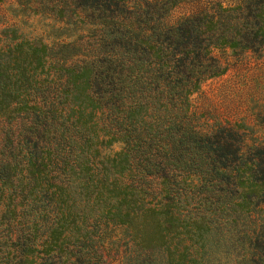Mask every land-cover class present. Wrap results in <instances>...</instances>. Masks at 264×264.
Segmentation results:
<instances>
[{
  "label": "trees",
  "instance_id": "16d2710c",
  "mask_svg": "<svg viewBox=\"0 0 264 264\" xmlns=\"http://www.w3.org/2000/svg\"><path fill=\"white\" fill-rule=\"evenodd\" d=\"M13 1L44 28L1 30L0 264H264V143L192 101L264 0Z\"/></svg>",
  "mask_w": 264,
  "mask_h": 264
},
{
  "label": "rangeland",
  "instance_id": "374dc122",
  "mask_svg": "<svg viewBox=\"0 0 264 264\" xmlns=\"http://www.w3.org/2000/svg\"><path fill=\"white\" fill-rule=\"evenodd\" d=\"M188 8L186 4L174 7L170 18H178ZM43 20L21 14L13 0H0V42L5 38V32L1 31L3 27L14 24L18 27L17 32L38 34L43 32ZM10 36L12 32L8 30L6 38ZM230 62L223 74L208 78L201 84L192 95L193 104L209 122L220 120L236 124L248 143H264V122H259L255 115L264 106V54L261 57L248 55Z\"/></svg>",
  "mask_w": 264,
  "mask_h": 264
}]
</instances>
